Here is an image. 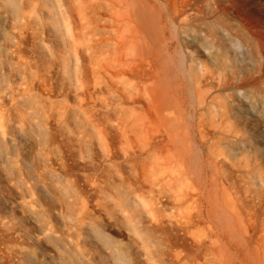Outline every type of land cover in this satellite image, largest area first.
Returning <instances> with one entry per match:
<instances>
[{"label":"rangeland","instance_id":"1","mask_svg":"<svg viewBox=\"0 0 264 264\" xmlns=\"http://www.w3.org/2000/svg\"><path fill=\"white\" fill-rule=\"evenodd\" d=\"M193 1L201 5L205 0ZM211 1L215 14L209 20L216 17L215 26L230 34L220 35L221 43L228 48L230 40L238 41L262 68L258 80L245 56L253 76L247 88L253 94L233 93L229 116L244 135L246 151L226 147L235 162L248 163V191H258L252 179L259 176L264 182V113L259 112L264 104V0ZM54 5V0H0V264H185L191 256L197 264H264L255 244L244 241L245 232L230 242L231 256L220 260L211 255L206 249L213 238L196 235L206 222L195 218L185 226L167 176H134L117 139L108 142L118 155L107 159L92 131L76 127L72 115L61 126L50 116L52 103L56 109L77 104L74 71L87 63L83 50L76 57L68 52L71 78L63 76L56 61L65 48L62 21ZM67 5L72 0H63ZM179 42L214 68L196 45L181 36ZM43 86L53 90L51 95ZM99 102L91 105L93 110L101 108ZM88 136L91 145L78 140ZM215 180L208 171L201 184L192 178L182 181L194 199L214 187ZM225 187L235 198V190ZM245 197L252 205V197Z\"/></svg>","mask_w":264,"mask_h":264},{"label":"bare ground","instance_id":"2","mask_svg":"<svg viewBox=\"0 0 264 264\" xmlns=\"http://www.w3.org/2000/svg\"><path fill=\"white\" fill-rule=\"evenodd\" d=\"M54 3L64 37L63 52L55 54L63 76L71 78L69 53L76 57L83 50L87 63L74 71L77 104L73 107L61 104L56 109L52 103L50 116H56L61 126L72 115L76 127L92 131L107 151V159L118 155L113 146L109 150L108 142L112 137L117 139L123 162L134 176H167L168 185L176 188L172 191L173 199L185 217V226L200 218L206 222L207 226L196 235L213 238L206 249L211 255L220 260L231 256L230 242L236 238L235 234L245 232L244 241L255 244L264 261V182L256 176L252 183L257 184L258 191H248L251 183L246 178L252 176L248 163L235 162L226 149L228 146L246 149L243 133L233 126L229 116L233 93L247 98V94H253L247 88L253 76L243 63L245 56L250 59L258 80L262 79V68L238 41L230 40L228 48L221 43L220 35L230 34L224 27L215 26L216 17L209 20L215 14L214 3L211 0L201 5L193 0H72V5L67 6H63V0ZM99 15L107 16V20ZM180 36L196 45L197 53L209 59L214 68L203 63L196 51L180 44ZM52 92L49 90L46 95ZM98 102L101 108L93 110L91 105ZM260 108L259 112L264 113V104ZM78 140L92 144L91 136ZM128 145H132L130 149ZM115 168L119 172L121 165L117 163ZM208 171L216 174L214 187H204L207 191H200L197 198L191 199V192L182 180L192 178L201 184ZM225 184L235 190V198L227 194ZM247 195L252 197V205L247 204ZM150 208H154L153 204ZM185 264L197 263L191 256Z\"/></svg>","mask_w":264,"mask_h":264}]
</instances>
